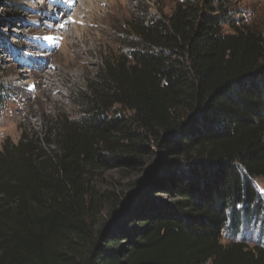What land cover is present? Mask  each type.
Wrapping results in <instances>:
<instances>
[{"label":"trees","instance_id":"1","mask_svg":"<svg viewBox=\"0 0 264 264\" xmlns=\"http://www.w3.org/2000/svg\"><path fill=\"white\" fill-rule=\"evenodd\" d=\"M214 4L133 22L78 118L1 145L0 264H264V38ZM112 171L139 177L96 197Z\"/></svg>","mask_w":264,"mask_h":264},{"label":"rangeland","instance_id":"2","mask_svg":"<svg viewBox=\"0 0 264 264\" xmlns=\"http://www.w3.org/2000/svg\"><path fill=\"white\" fill-rule=\"evenodd\" d=\"M56 1L59 7L54 0H0V148L7 140L17 144L22 134L51 141L54 123L80 116V97L90 91L104 59L115 60L125 51L131 24L168 16L187 0H91L90 8L79 0ZM208 1L218 3L214 7L226 16L224 33L249 29L264 38V0ZM63 20H68L66 35L59 29ZM138 177L112 171L91 181L95 196L102 198L129 193ZM254 186L264 203V178L254 180ZM108 212L109 205L100 206L94 223L105 221ZM257 239L253 227L238 238L251 248Z\"/></svg>","mask_w":264,"mask_h":264},{"label":"bare ground","instance_id":"3","mask_svg":"<svg viewBox=\"0 0 264 264\" xmlns=\"http://www.w3.org/2000/svg\"><path fill=\"white\" fill-rule=\"evenodd\" d=\"M70 1H76V0H70ZM79 2H81V4H85V6L87 5V4H89L88 5V8H90V6H91V0H79ZM54 3L57 5V1L56 0H54ZM63 3H64V5H65V1L64 0H62L61 2H60V4L61 5H63ZM71 3V2H70ZM58 6V5H57ZM57 6H56V8H57ZM59 7V6H58ZM82 7H83V5H82ZM81 8V7H80ZM75 17V16H74ZM72 19H74V18H72ZM68 21V20H67ZM67 21L66 20H63L62 22H60L59 21V24H60V30L63 32V35H66V33H67V25H68V23H67ZM61 25H63V26H61Z\"/></svg>","mask_w":264,"mask_h":264},{"label":"snow or ice","instance_id":"4","mask_svg":"<svg viewBox=\"0 0 264 264\" xmlns=\"http://www.w3.org/2000/svg\"><path fill=\"white\" fill-rule=\"evenodd\" d=\"M71 22H75V21H71ZM61 26H63V25H61Z\"/></svg>","mask_w":264,"mask_h":264}]
</instances>
